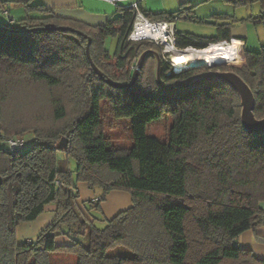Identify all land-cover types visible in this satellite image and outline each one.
<instances>
[{"label": "trees", "instance_id": "obj_1", "mask_svg": "<svg viewBox=\"0 0 264 264\" xmlns=\"http://www.w3.org/2000/svg\"><path fill=\"white\" fill-rule=\"evenodd\" d=\"M226 1L259 2L262 10L249 19L264 20V0ZM9 2L23 6L25 15L9 18L4 13ZM0 12L6 18L0 19V264H53L59 253L75 255L76 264H264L236 241L251 230L264 243L259 233L264 226V131L250 132L242 125L237 91L218 81L165 91L152 77L129 88L101 79L86 52L88 37L93 62L106 78L120 83L133 80L131 65L148 48L147 41L128 39L136 15L132 5L119 7L100 26L60 17L34 0H0ZM192 13L183 7L144 14L152 21H173ZM237 20L222 13L198 19L215 24L216 34L176 31V44L201 49L230 40ZM59 26L88 37L53 28ZM109 34L118 41L113 54L103 44ZM232 43L225 63L242 59L239 41ZM244 57L241 67L222 69L236 71L249 84L254 113L264 118V44L245 47ZM106 103L113 120H127L130 145H116L109 134ZM27 108L35 110L30 123ZM164 116L172 120L167 136L150 135L149 126ZM26 136L33 145L24 151ZM63 137L69 144L59 149ZM10 140L19 143L15 152ZM60 152L76 159L74 171L59 166ZM80 183L94 191L93 198L81 197ZM113 190L128 192L132 203L111 218L102 217L105 225L97 226L93 213L102 212ZM51 203L57 204L55 219L35 238L20 240L19 226L35 221Z\"/></svg>", "mask_w": 264, "mask_h": 264}, {"label": "rangeland", "instance_id": "obj_2", "mask_svg": "<svg viewBox=\"0 0 264 264\" xmlns=\"http://www.w3.org/2000/svg\"><path fill=\"white\" fill-rule=\"evenodd\" d=\"M8 5H6V7L12 11L13 13L17 14L16 11H21V14H25V8L23 6H20L14 2H9L7 3ZM262 10L261 5L259 2H254L250 5H235L232 1H226V0H208L207 2H203L201 4H199L196 8H195V15L198 17H202V16H206V15H211L212 13H222V12H228V13H232L235 14L237 16V21L234 22V26H241L243 28V31L245 34H247V49H259L261 45L264 44V20L258 21V22H253V21H248L247 17L251 14H257L258 12H260ZM11 13L12 15L15 16V14ZM17 16H21V15H16L15 20L19 19V17ZM0 19H6L4 18L3 13L1 14L0 12ZM151 20V19H150ZM177 23V28L178 30H182L185 29L187 32H191L197 35H203V36H211L213 35L216 30L217 27L215 24H211V23H206V22H202V21H197V20H188L185 18H178L176 20ZM135 25V24H134ZM244 25V26H243ZM134 41V40H132ZM136 41H147L148 48H154L156 50H160L162 48V44H158L157 40H153L150 38H144V39H138ZM117 37L114 35H107L104 38V47L106 50H108L111 54H113L117 48ZM91 46V44H90ZM91 47H89V51H90V56L91 55ZM96 49V48H95ZM96 51V50H95ZM241 52V61H239L238 63H228L226 65H224L223 67H241L244 63H245V57H244V50H240ZM231 55V54H230ZM165 58H168V60H170L171 62L174 63V65L170 64V69L173 71V69L176 67V70H181L182 68L187 67L188 62H185L187 65L186 66H176L175 64V60L174 57L172 55V52L165 53ZM230 58V56H229ZM227 59H225L226 61ZM114 61V60H113ZM137 61V59H136ZM136 61L133 62V64L131 65V68L134 69L136 66ZM155 62L153 59H150L149 61H145L142 68L140 69L137 79L136 80H140V82L142 81H151V77L155 78L154 73H155ZM167 63H169L168 61H166ZM11 101V100H10ZM12 101L10 103H6V108L7 110L10 109L12 107ZM69 109V113L72 117V115L74 114L72 111V107L70 108V106L68 107ZM28 112L27 114H31V117H27L28 119H26V121L28 123H30L32 121L33 117H36V115L32 113H34L33 111L34 108H27ZM103 111H104V118H105V123L106 126L108 127L109 134L112 135V137L115 139V143L116 145L119 146H128L131 144V132L128 128V122L125 119H119V120H113V113H112V108L110 105H108L107 103L103 105ZM46 112V111H45ZM49 112V111H48ZM47 113V112H46ZM67 122H60L59 125L65 124ZM172 123L171 117L169 116H164L161 120L151 124L149 126L148 129V133L152 136H158L160 138H165L167 136V132L168 129L170 128ZM62 139H67V137H63ZM62 139L59 141V143L62 141ZM24 142V147L23 150L26 151L28 150L32 145H33V138L30 136H26L23 139ZM69 141L67 140V144L66 147L68 146ZM60 159H63L60 161L59 166L60 167H65V168H69L70 170L74 171L77 165L76 159L72 156H66L64 153L60 152L59 153ZM73 177L75 179V173H73ZM209 181H207L206 183H209ZM80 189L81 187H83V189L81 190V197L86 198V197H90L94 194V191L90 188L84 189L85 186L80 185L79 186ZM100 192L99 189L96 190V194H98ZM264 205V202H263ZM110 213V211H105V214L108 215ZM94 216H96L99 220L96 222L97 226L103 227L105 225V222L101 221L102 217H103V213L101 212H95L93 213ZM23 224L19 226L18 228V232L20 230V228H22ZM17 232V233H18ZM37 235V234H36ZM34 235L33 237H29L31 238H35ZM248 235V236H247ZM19 237V236H18ZM27 238V239H29ZM250 238V240H249ZM238 243H249V241L252 243V249L254 250V253L256 254H263L264 255V243L259 242L256 240L255 235L253 233V231L248 230L246 232H244L243 234H241L237 240ZM254 244V245H253ZM77 263V257L75 255L72 254H63V253H59L56 255L53 264H76Z\"/></svg>", "mask_w": 264, "mask_h": 264}, {"label": "crops", "instance_id": "obj_3", "mask_svg": "<svg viewBox=\"0 0 264 264\" xmlns=\"http://www.w3.org/2000/svg\"><path fill=\"white\" fill-rule=\"evenodd\" d=\"M207 1L208 0H34V2L36 3H43L47 7L52 8L54 12L60 17L77 20L91 26L105 25L110 19L114 18L117 15L119 7L131 6L135 2L139 4V8L141 12L143 13L148 12L151 14L174 13L182 9L183 7L192 9L193 11V13L191 14L192 16H189L192 18L189 17L185 18V16L183 17L188 20H198L202 18H208L213 14H218V13H212L211 15H206L202 17H198L195 15V8L199 4ZM11 13L13 12L10 11V14ZM16 13L17 14L13 13L15 14V16L11 14V17L15 18L16 15H21V16H17L21 18L25 15L24 13L21 14L22 13L21 11H16ZM222 14H229L237 18V16L235 14H232L231 12L230 13L222 12ZM249 17L250 15L247 17L248 21H250ZM175 26H176V31L187 32L185 29L178 30L177 23L175 24ZM215 34L216 32L213 35ZM234 40L239 41L238 44H240V48L242 50H244V48L247 47V43H248L247 34L244 33L243 28L241 26L232 27V38L227 41H234ZM80 185L85 186L84 189L88 188L87 184L85 183H80L79 186ZM82 189L83 187H81L80 191ZM93 197L94 194L90 197H86V198L82 197V198L88 199ZM131 203H132L131 196L128 192L122 190H113L108 194L107 200L103 203L102 206L103 210L101 213H103V217L111 218L114 215H116L119 211L129 207ZM262 206L264 207L263 203ZM56 209H57L56 203L48 204L45 208V211L35 221L23 224L22 228H20L18 232V236H19L18 238L20 240H24L38 234L45 226H47L55 219ZM105 211L106 212L110 211V213L106 215ZM259 233L264 235V226L259 229ZM62 239H64V241L68 240L66 238H62ZM239 244L242 247L251 248V249L253 248L252 243L250 241L249 243L241 242ZM256 255L261 258H264L263 254H256Z\"/></svg>", "mask_w": 264, "mask_h": 264}, {"label": "water", "instance_id": "obj_4", "mask_svg": "<svg viewBox=\"0 0 264 264\" xmlns=\"http://www.w3.org/2000/svg\"><path fill=\"white\" fill-rule=\"evenodd\" d=\"M56 30H72L77 31L78 33L87 36L84 32L80 30H76L70 26H59L53 27ZM88 37V36H87ZM91 38L88 37V43L86 45V52L89 57L92 68L95 72L101 77V79H105L111 85L118 88H129L131 87L138 76L140 69L142 68L146 59L150 56L155 57V80L158 86L165 91H175L181 89H190L194 87H198L204 85L207 82H223L229 84L235 91H237L238 96L240 98L241 103V113L240 118L242 125L250 132H262L264 131V118H257L254 109L256 105V98L253 89L249 86V84L234 70H223L222 67L228 63L218 62L215 64H208L205 59H195L189 61L187 67L182 68L181 70H176L174 68L173 73L179 74L183 71H192V70H204L200 73H196L194 75L189 76L188 78L178 80L172 83H167L163 79L162 75V58L160 57L158 51L154 48H147L143 50L137 58L135 68L133 70L134 78L129 83H120L111 78H106L103 72L97 67V65L93 62L89 47L91 44ZM211 44V43H210ZM209 44V45H210ZM193 47V46H190ZM189 48V47H187ZM67 144V139H62V141L58 144L59 149H64ZM3 183V177L0 174V188Z\"/></svg>", "mask_w": 264, "mask_h": 264}, {"label": "bare ground", "instance_id": "obj_5", "mask_svg": "<svg viewBox=\"0 0 264 264\" xmlns=\"http://www.w3.org/2000/svg\"><path fill=\"white\" fill-rule=\"evenodd\" d=\"M136 28L137 31L134 34L135 37L163 36L164 40L166 39L164 29L153 28L150 25H145L143 23H138ZM233 45L234 43L232 42H228V43L214 42L201 49L196 47H189L187 49L181 50L170 44L168 45V50L172 52L176 66H182L184 62L189 63V61L195 59H205L207 63L211 65L223 61L225 59H229Z\"/></svg>", "mask_w": 264, "mask_h": 264}, {"label": "built area", "instance_id": "obj_6", "mask_svg": "<svg viewBox=\"0 0 264 264\" xmlns=\"http://www.w3.org/2000/svg\"><path fill=\"white\" fill-rule=\"evenodd\" d=\"M132 6L135 8L136 10V15H135V21H134V26H133V30L131 32V34L129 35V40H142L144 38H150V39H153V40H157V43L158 44H162V45H165L166 47V50L168 53H170L171 51L168 50V45H173L175 46L176 48L178 49H187V48H180L177 46L176 44V20L178 18H176L175 20L173 21H152L150 20L147 16H145V14L143 12H141L140 8H139V4L137 2L133 3ZM4 13L9 17L11 18V15H10V12L8 9H5L4 10ZM141 19V20H139ZM138 23H143L145 25H150L151 27L153 28H157V29H164L165 30V36H166V39L164 40V37L163 36H160V37H146V36H139V37H135L134 34L135 32L137 31V25ZM220 42H223V43H228V42H232V41H227V40H224V41H220ZM164 59L166 61H168L169 63H171L172 65H174L173 62H171L170 60H168V58H165L164 56ZM176 68V67H175ZM19 147V143L15 140H10V150L15 152Z\"/></svg>", "mask_w": 264, "mask_h": 264}, {"label": "flooded vegetation", "instance_id": "obj_7", "mask_svg": "<svg viewBox=\"0 0 264 264\" xmlns=\"http://www.w3.org/2000/svg\"><path fill=\"white\" fill-rule=\"evenodd\" d=\"M158 51V53H159V55H160V57L162 58V64H164V66H165V64H166V68H168L169 69V75H170V77L171 78H169V80L167 81V83H172V82H175V81H178V80H182V79H185V78H188L189 76H191V75H194V74H196V73H200V72H202V71H204V70H192V71H185V74H184V76L182 77V78H176V79H174L171 75H172V72L174 71V69H173V71L170 69L171 67H170V64L171 63H167L166 62V60L164 59V55H165V53L167 52V50H166V47H165V45H162V48L160 49V50H157ZM153 58H155L154 56H152ZM172 65V64H171ZM187 64L184 62L183 64H182V66H186ZM189 74V75H188Z\"/></svg>", "mask_w": 264, "mask_h": 264}]
</instances>
